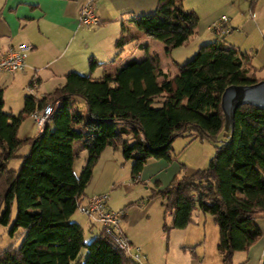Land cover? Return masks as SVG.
<instances>
[{"label":"trees","instance_id":"obj_1","mask_svg":"<svg viewBox=\"0 0 264 264\" xmlns=\"http://www.w3.org/2000/svg\"><path fill=\"white\" fill-rule=\"evenodd\" d=\"M182 2L159 0L155 12L136 17L133 25L171 53L195 36L200 21L196 13L178 5ZM134 40L137 37L123 24L116 48ZM250 66L249 55L218 40L178 65L174 78L161 69L157 56L128 61L101 78L70 72L65 84L44 98L27 95L19 115L4 112L0 87V227L11 225L16 207L10 234L21 229L24 236L19 249L0 253V264H74L85 243L83 228L71 218L86 197L102 154L120 147L124 159L134 162L135 180L150 160L173 162L172 145L178 137L215 140L224 134V91L261 81L250 75ZM99 67L92 58L91 72ZM75 98L84 101L83 111L72 107ZM57 102L50 121L54 129L49 122L37 137L20 139L24 120ZM84 139L82 148L89 156L77 177L74 145ZM219 143L207 169L175 177L159 192L166 202L165 216L172 217L171 226L165 223L163 229L166 233L186 229L199 208L219 228L222 264H234L236 253L248 251L262 238L257 221L264 218V109L239 108L234 135L223 136ZM24 144L30 150L20 170H9ZM87 248L89 256L83 264H138L126 259L103 226Z\"/></svg>","mask_w":264,"mask_h":264},{"label":"rangeland","instance_id":"obj_2","mask_svg":"<svg viewBox=\"0 0 264 264\" xmlns=\"http://www.w3.org/2000/svg\"><path fill=\"white\" fill-rule=\"evenodd\" d=\"M182 1V4L178 3V5L187 12L196 13L200 19L195 36L189 43L174 49L171 53H167L163 43L148 37L140 38V41L139 31L137 29L133 30L130 27L131 25L126 24L130 29V35L137 37V40L126 44L123 49H117L118 56L108 63L109 66H106L108 70L105 73H115L117 69L131 60L143 61L148 56H157L160 59L161 69L168 74L169 78H174L178 75V65L182 66L188 63L204 45L215 42L217 38L224 41L228 37V44L236 45L242 53L251 56L250 68L254 79L264 81V0ZM253 11L256 15L254 20L252 19ZM223 17L229 18L236 30L230 36L221 38L211 28L214 24L219 23ZM110 23L106 34L114 35L118 29L119 33H122L123 21L120 18H113ZM102 35H96L94 38L99 40ZM139 41L144 45L142 49L138 47ZM113 61L115 62L113 63ZM253 67L257 71H253ZM97 70V73L92 76L93 78L104 75L103 69L98 68ZM80 75L89 76L90 72H80ZM13 77H15V80ZM25 81L26 78L21 74L16 76L10 74L0 75V87L4 89V112L14 115L20 114L23 109L24 98L30 94L28 92L30 85L26 86ZM37 94L41 96L47 93L40 91ZM71 105L74 109L82 111L85 107L84 101L80 98L72 100ZM28 124L25 131L31 127L34 129V132L32 131L33 136L40 133L34 119ZM52 128L54 129V125ZM223 136L221 135L212 141L192 140L189 136L178 137L172 145L173 162H165L168 165L175 163L182 171L178 175L174 174L170 181L172 182L175 177L180 178L183 175H190L198 170L207 169L216 155V146L223 140ZM29 150L30 147L27 144L19 148L16 157L10 161L8 169L20 170L23 157L28 155ZM88 156V151L82 148L79 156L76 157L74 172L77 177H80ZM133 164L132 160H123V164L119 166L117 175L114 177L117 180L116 184L113 186L111 182H104L100 184V187H103L106 191L104 193L107 195L106 209L123 215L120 226L124 228L132 241L142 248V253L145 256L142 264H194L197 261L202 262V264H222V258L218 252L219 228L214 218L211 215L204 214L202 222L198 224L196 217L202 213L197 208L193 216V222L187 229L188 231L183 232L174 229L166 233L163 226L165 223L171 226L172 218L165 216L163 205L166 202L159 192L165 190L171 182L163 184L156 181L157 179L148 182L142 179V182L136 183L132 177ZM96 184L89 186L86 192L92 191ZM141 203H144L145 206L141 207ZM16 213L17 208L15 207L11 225L0 227V253L10 247L15 250L19 249L24 240L21 229L15 231L12 235L10 234ZM75 215L77 217L84 216L79 211ZM205 217L209 219L207 224ZM85 232V247L74 264L85 263L89 256L87 246L92 243L93 239L89 237L86 228ZM215 259H218V262H215ZM233 263H238L237 257L233 259Z\"/></svg>","mask_w":264,"mask_h":264},{"label":"crops","instance_id":"obj_3","mask_svg":"<svg viewBox=\"0 0 264 264\" xmlns=\"http://www.w3.org/2000/svg\"><path fill=\"white\" fill-rule=\"evenodd\" d=\"M88 3L94 7L95 15L101 22L98 27H83L79 23L81 10ZM158 4L159 0H0V57L4 56L11 48H18L22 44L30 46L31 50L26 59V69L23 72L10 75L21 74L26 78V86L30 85L36 78L39 83L38 92L47 93L41 96H38V92L37 95L35 94L38 99H42L63 86L65 76L70 72H90L92 76L96 74L98 68L94 72H91L90 69L92 58L100 63L99 68L103 69V74H105L108 70L106 67L109 66L108 63L118 56L116 42L122 34L119 33V29L114 35L106 34L113 18H120L123 21L122 25L129 24L134 30L136 28L133 25V20L136 17L155 12ZM255 17L253 11L252 19L254 20ZM228 27L230 29L228 35L230 36L236 27L233 26L232 21H229ZM99 34L103 35L101 39L96 40L94 36ZM143 37L148 36L139 31V40L141 41ZM193 38L194 36L191 39ZM227 38L223 42L241 52V49L236 45L228 44ZM218 40L220 39L217 38L215 41ZM140 41L138 47L142 49L144 45ZM254 70L257 71L255 68ZM7 74L0 73L2 76ZM13 79L15 80V77ZM22 108L24 109V105ZM32 120L33 117L30 115L20 126L18 133L20 139H32L39 135L38 133L33 136L34 129L31 127L25 131L28 123ZM50 124L52 127L53 123L50 122ZM84 140L75 142L74 149L75 153L78 154L77 157L83 142H85ZM123 160L125 159L120 147L108 148L97 163L93 181L89 185H95L97 182L96 187L94 186L89 193L86 192L85 196H107L104 194L106 193L105 189L100 187V184L104 182H111L113 186L116 184L117 180L114 177L117 175L119 166L123 164ZM181 171V168L177 167L175 163L168 165L164 160H150L140 178L141 181L142 179L147 180V182L157 179L156 181L163 184H169L172 176L180 174ZM203 215L202 213L196 217L198 224L202 222ZM204 219L207 224L209 219L207 217ZM71 220L83 228L84 239H86L85 228L92 239L102 231L101 224L86 216L77 217L74 215ZM257 225L262 231L261 240L248 251L236 253L237 256L234 255V258H238L237 264H263L264 218L259 219ZM189 227L190 225L181 231L186 232ZM120 231L127 236L132 244L136 245L122 226H120ZM216 261L218 262V259H215ZM194 264H202V262L197 261Z\"/></svg>","mask_w":264,"mask_h":264},{"label":"built area","instance_id":"obj_4","mask_svg":"<svg viewBox=\"0 0 264 264\" xmlns=\"http://www.w3.org/2000/svg\"><path fill=\"white\" fill-rule=\"evenodd\" d=\"M79 23L81 26L89 28L98 27L100 25L101 22L95 15V10L91 3L86 4L82 8ZM228 24L229 18L223 17L219 23L214 24L212 29L215 30L218 36L223 38L230 32ZM30 50V46L22 44L18 46V48H11L7 51L4 56L0 57V73L14 74L23 72L26 69V59ZM38 87L39 83L35 78L28 87V92L31 95H35L38 91ZM59 105V102L48 104L44 109L35 111L32 114L40 132H42L46 124L51 121ZM134 181L136 183L142 182L140 176L136 177ZM106 200L107 196L103 195L85 197L82 199L78 211L93 221L100 223L104 228L106 237L117 246L128 261L142 264L145 259L142 248L132 244L120 231L122 214L106 209ZM140 205L141 207L145 206L144 203Z\"/></svg>","mask_w":264,"mask_h":264},{"label":"water","instance_id":"obj_5","mask_svg":"<svg viewBox=\"0 0 264 264\" xmlns=\"http://www.w3.org/2000/svg\"><path fill=\"white\" fill-rule=\"evenodd\" d=\"M250 105L264 109V81L250 85H232L221 98V108L225 118L224 137H232L235 132V117L239 108Z\"/></svg>","mask_w":264,"mask_h":264}]
</instances>
